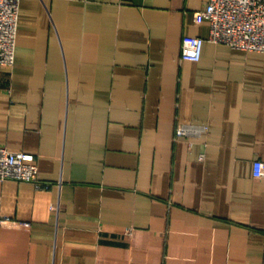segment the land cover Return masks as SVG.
I'll return each instance as SVG.
<instances>
[{
    "label": "crops",
    "instance_id": "0c3cea01",
    "mask_svg": "<svg viewBox=\"0 0 264 264\" xmlns=\"http://www.w3.org/2000/svg\"><path fill=\"white\" fill-rule=\"evenodd\" d=\"M206 2L19 1L0 144L41 185L0 180V264H264V54Z\"/></svg>",
    "mask_w": 264,
    "mask_h": 264
},
{
    "label": "built area",
    "instance_id": "2783aa9c",
    "mask_svg": "<svg viewBox=\"0 0 264 264\" xmlns=\"http://www.w3.org/2000/svg\"><path fill=\"white\" fill-rule=\"evenodd\" d=\"M19 1L0 0L1 67L12 66L14 62ZM199 14L209 22L206 39L264 54V0H207ZM204 40L199 35L183 36L180 57L199 59ZM192 131V126L183 123L176 127L175 132L177 136H181ZM253 174L264 176V160L258 158L253 161ZM7 178L29 180L41 185L35 154L25 150H13L0 144V180Z\"/></svg>",
    "mask_w": 264,
    "mask_h": 264
}]
</instances>
